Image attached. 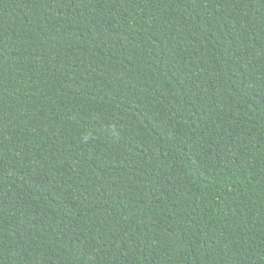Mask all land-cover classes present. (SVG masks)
I'll return each mask as SVG.
<instances>
[{
    "label": "trees",
    "instance_id": "1",
    "mask_svg": "<svg viewBox=\"0 0 264 264\" xmlns=\"http://www.w3.org/2000/svg\"><path fill=\"white\" fill-rule=\"evenodd\" d=\"M0 264H264V0H0Z\"/></svg>",
    "mask_w": 264,
    "mask_h": 264
}]
</instances>
